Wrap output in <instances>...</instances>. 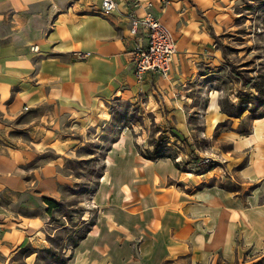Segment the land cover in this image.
Returning <instances> with one entry per match:
<instances>
[{"label": "crops", "instance_id": "obj_1", "mask_svg": "<svg viewBox=\"0 0 264 264\" xmlns=\"http://www.w3.org/2000/svg\"><path fill=\"white\" fill-rule=\"evenodd\" d=\"M114 1L103 16L101 0H0V264H237L264 255V112L248 118L236 103L231 113L212 86L243 0ZM148 11L176 51L166 77L137 79L133 48L146 38L130 33L129 14ZM112 102L152 113L190 155L208 143L230 179L145 158L121 134L103 154L95 224L58 255L56 208L45 200L61 202L73 186L67 165L100 139Z\"/></svg>", "mask_w": 264, "mask_h": 264}, {"label": "rangeland", "instance_id": "obj_2", "mask_svg": "<svg viewBox=\"0 0 264 264\" xmlns=\"http://www.w3.org/2000/svg\"><path fill=\"white\" fill-rule=\"evenodd\" d=\"M222 52L225 57L222 72L212 82V86L220 91L222 107L237 113L239 105V108L248 109V118L260 115L264 112V0L241 1L234 26L223 37ZM236 103L238 105L234 108ZM110 114V123L100 139L82 147L78 155L82 158H73L67 165L68 173L74 179L73 186L64 188L63 205L52 211L51 216L53 228H56L54 232L51 230V251L58 255L62 248L72 246L95 224L100 207L95 206L93 199L101 186L99 176L103 154L121 134L136 138L144 157L169 156L180 170L192 173L204 171L207 167L218 168L219 179H230L225 157L213 152L208 143H197V155H190L187 144L178 140L177 134H163L165 131L154 122L152 113H139L128 102H112ZM248 124L246 119L245 128ZM135 131H138L137 135ZM155 147L157 152L152 156ZM237 264H264V255L246 256Z\"/></svg>", "mask_w": 264, "mask_h": 264}, {"label": "built area", "instance_id": "obj_3", "mask_svg": "<svg viewBox=\"0 0 264 264\" xmlns=\"http://www.w3.org/2000/svg\"><path fill=\"white\" fill-rule=\"evenodd\" d=\"M137 5L138 1H135L133 6ZM115 8L116 3L114 0H101L98 13L106 16L112 13ZM129 18L130 33L135 35L141 29L146 38L145 44L139 43L133 48L132 65L135 76L137 79H141L146 72H157L166 77L169 74L176 51L175 41L170 30L149 11L142 17H138L134 12H131ZM31 50L36 51L37 46L32 45ZM88 55L89 52H79L77 58L84 59ZM196 169H199V167H196Z\"/></svg>", "mask_w": 264, "mask_h": 264}, {"label": "trees", "instance_id": "obj_4", "mask_svg": "<svg viewBox=\"0 0 264 264\" xmlns=\"http://www.w3.org/2000/svg\"><path fill=\"white\" fill-rule=\"evenodd\" d=\"M156 150H157V147H155L153 149L152 154H150V155L153 156L157 152ZM167 157H169V156H161V158H158V159L167 158ZM145 158L152 159V160L157 159V158H154V157H145ZM45 201H46V203L48 205V209H47L48 212H50L52 208L58 209L59 207H61L63 205L61 202H56V201H53L51 199H46ZM84 235L80 236L72 246L76 245V243L78 242V240H80L81 238H83Z\"/></svg>", "mask_w": 264, "mask_h": 264}]
</instances>
